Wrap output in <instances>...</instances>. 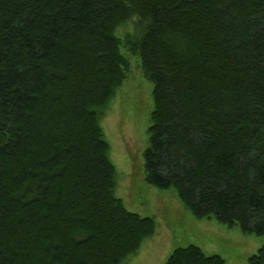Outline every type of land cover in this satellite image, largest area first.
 Instances as JSON below:
<instances>
[{
	"label": "trees",
	"instance_id": "obj_1",
	"mask_svg": "<svg viewBox=\"0 0 264 264\" xmlns=\"http://www.w3.org/2000/svg\"><path fill=\"white\" fill-rule=\"evenodd\" d=\"M122 48L153 84L146 183L262 238L247 264H264V0H0V264H124L152 241L100 125Z\"/></svg>",
	"mask_w": 264,
	"mask_h": 264
},
{
	"label": "rangeland",
	"instance_id": "obj_2",
	"mask_svg": "<svg viewBox=\"0 0 264 264\" xmlns=\"http://www.w3.org/2000/svg\"><path fill=\"white\" fill-rule=\"evenodd\" d=\"M121 51L129 59L130 72L100 119L116 170L114 194L129 212L154 218L157 223L152 237L155 244L151 242L147 248L144 244L124 264H163L174 248L188 246L200 248L206 256H221L225 264H247L262 246V238L244 235L237 228L227 230L214 220L195 219L173 190L160 191L146 183L144 154L153 111V84L143 76L139 59L123 48ZM168 207L178 212L170 215Z\"/></svg>",
	"mask_w": 264,
	"mask_h": 264
},
{
	"label": "crops",
	"instance_id": "obj_3",
	"mask_svg": "<svg viewBox=\"0 0 264 264\" xmlns=\"http://www.w3.org/2000/svg\"><path fill=\"white\" fill-rule=\"evenodd\" d=\"M152 242V241H151ZM151 242L146 245V248L151 245ZM155 244V242H152V245Z\"/></svg>",
	"mask_w": 264,
	"mask_h": 264
}]
</instances>
